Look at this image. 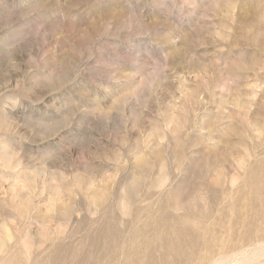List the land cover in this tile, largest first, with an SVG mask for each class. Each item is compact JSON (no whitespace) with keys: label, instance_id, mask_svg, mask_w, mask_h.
<instances>
[{"label":"rangeland","instance_id":"rangeland-1","mask_svg":"<svg viewBox=\"0 0 264 264\" xmlns=\"http://www.w3.org/2000/svg\"><path fill=\"white\" fill-rule=\"evenodd\" d=\"M77 263L264 264V0H0V264Z\"/></svg>","mask_w":264,"mask_h":264},{"label":"bare ground","instance_id":"bare-ground-1","mask_svg":"<svg viewBox=\"0 0 264 264\" xmlns=\"http://www.w3.org/2000/svg\"><path fill=\"white\" fill-rule=\"evenodd\" d=\"M100 234H101V232H100ZM104 235V234H103ZM164 237V236H163ZM100 238V237H99ZM94 241H97V240H94ZM100 241H98V242H95L93 245L97 248V250H96V252H98V248H99V244L101 243H99ZM164 241H162V243H163ZM164 245V244H163ZM103 246V245H102ZM85 247V246H84ZM160 247V246H159ZM86 250V249H85ZM95 252V251H94ZM95 252V253H96ZM101 252V251H100ZM162 252V251H161ZM86 253V252H85ZM99 253V252H98ZM102 253V252H101ZM58 254V253H57ZM60 254V253H59ZM100 254V253H99ZM99 254L97 255V256H99ZM104 254V253H103ZM80 255V254H79ZM90 255V254H89ZM92 255V254H91ZM161 256V255H160ZM60 257V256H59ZM78 257V256H77ZM84 257V256H83ZM106 257V256H105ZM96 258V257H95ZM98 258V257H97ZM104 259V258H103ZM70 260V259H69ZM74 260V259H73ZM89 261V260H88ZM101 261V260H100ZM92 262V261H91ZM150 262V261H149ZM78 264V263H77ZM152 264V263H151Z\"/></svg>","mask_w":264,"mask_h":264}]
</instances>
